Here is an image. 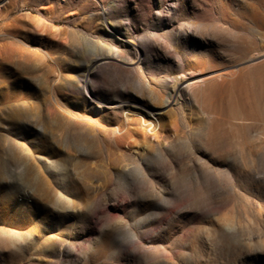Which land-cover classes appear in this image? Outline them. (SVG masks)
<instances>
[{
  "label": "rangeland",
  "instance_id": "374dc122",
  "mask_svg": "<svg viewBox=\"0 0 264 264\" xmlns=\"http://www.w3.org/2000/svg\"><path fill=\"white\" fill-rule=\"evenodd\" d=\"M0 264H264V0H0Z\"/></svg>",
  "mask_w": 264,
  "mask_h": 264
},
{
  "label": "bare ground",
  "instance_id": "6f19581e",
  "mask_svg": "<svg viewBox=\"0 0 264 264\" xmlns=\"http://www.w3.org/2000/svg\"><path fill=\"white\" fill-rule=\"evenodd\" d=\"M192 82H193V81H192ZM192 84H193V83H192ZM192 84H190L189 86L192 87V86H191ZM192 88H194V86H193ZM174 90H175V88H174ZM198 90H199L198 88H195V89H194L195 92L198 91ZM172 92H173V91H172ZM174 92H175V91H174ZM173 95H174V94L171 93L170 96L173 97ZM151 130H152V129H151ZM151 130H149V131H151Z\"/></svg>",
  "mask_w": 264,
  "mask_h": 264
}]
</instances>
